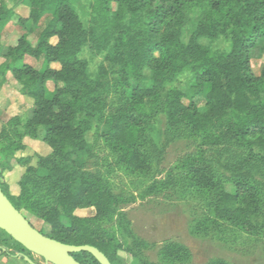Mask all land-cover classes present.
Here are the masks:
<instances>
[{
    "label": "rangeland",
    "instance_id": "rangeland-1",
    "mask_svg": "<svg viewBox=\"0 0 264 264\" xmlns=\"http://www.w3.org/2000/svg\"><path fill=\"white\" fill-rule=\"evenodd\" d=\"M2 1L12 9L13 15L1 32L0 66L6 60L7 50L22 35L34 46L44 25L41 22L33 27L29 23L23 28L18 21L29 15L25 0ZM73 4L82 31L75 67L85 80L79 89L84 110L78 113L84 132L77 151L69 149V157L57 165L70 167L78 175L98 178L109 188L116 209L110 218L102 221V226L117 246L115 264H168L162 248L171 242L186 247L190 253L189 261L175 264H208L216 259L228 264H264L262 195L261 216L255 220L261 231L248 235L234 226L213 222L206 198L189 187L186 175L187 161L199 159L210 166L213 179L226 191H231L232 181L236 179L246 180L264 191V150L237 146L210 130L195 131L186 122L173 125L160 107L147 119L145 138L140 143V150L150 162V171L147 175H131L115 165L110 148L100 137L109 110L119 104L130 81L129 71L149 75L143 64L148 45L175 44L178 57L165 70V89L185 90L190 72L183 67L188 62L195 58L217 59L227 52V37L222 33L226 27L218 25L235 4L215 10L204 0L187 3L181 15L171 21L170 33L164 39L157 38L142 25V12L131 16L124 5L112 3L104 11L99 0H73ZM22 63L39 70L42 59L36 61L25 55ZM250 67L258 76L264 67V54L253 52ZM177 68L180 72L172 76ZM5 79L0 84V185L28 222L37 231L49 235V229L30 210L51 200L48 181L45 189L35 188L45 180L41 161L50 158L51 151L42 142L41 131L32 135L25 129L33 100L20 95L22 86L9 72ZM46 88L52 92L54 84L47 82ZM254 100L264 112V82ZM195 101L199 108L203 107L202 98ZM239 116L229 112L224 121ZM28 169L34 174L29 175ZM73 215L90 219L94 210H78ZM14 242L0 230V253L8 251L16 257L18 246ZM24 256L29 261L41 260L33 254ZM81 259L92 264L86 256Z\"/></svg>",
    "mask_w": 264,
    "mask_h": 264
},
{
    "label": "trees",
    "instance_id": "trees-1",
    "mask_svg": "<svg viewBox=\"0 0 264 264\" xmlns=\"http://www.w3.org/2000/svg\"><path fill=\"white\" fill-rule=\"evenodd\" d=\"M99 1L104 11H108L110 4L114 3L124 5L131 16L142 12V25L157 38L164 39L170 33L171 21L181 15L187 3L196 0ZM204 1L215 10L223 5L235 4L218 25L226 27L222 33L227 37V52L217 59L191 60L183 67L190 72L185 90L175 87L165 89V70L178 57L176 46L170 42L152 43L146 47L143 60L149 75H138L130 70V81L119 98V104L109 110L100 137L110 148L115 165L128 174L147 175L150 171V162L140 150V143L145 138L147 119L160 107L173 125L186 122L195 131L210 130L232 140L237 146L264 150V112L254 100L264 82V67L258 76L250 67L253 52L264 54V0ZM25 2L29 15L19 19V25L23 28L29 23L33 27H38L41 22L44 25L37 34L34 46L22 35L16 45L7 50L4 55L6 60L0 66V84L5 83L8 72L21 84L20 95L33 100L25 129L32 135L41 131L42 142L51 151L50 158L41 161L45 180L35 186L45 189L48 186L45 181H48L51 200L47 205L33 207L30 211L49 229V235L40 232L44 236L64 245L93 247L110 264H115L117 246L102 226V221L110 218L116 209L109 188L98 178L78 175L70 167L57 165L69 157V149L77 151L84 132L78 113L84 110L79 89L85 80L75 67L82 31L73 0ZM12 15V9L0 0V37L3 26ZM25 55L36 61L42 59L41 68L36 70L23 64ZM180 70L177 68L172 76ZM47 82L54 84L52 92L47 90ZM198 98L203 99L202 108L197 106L195 99ZM229 112L240 116L224 121ZM187 163L189 187L206 198V207L213 222L234 226L248 235L260 233L261 228L255 220L261 216L260 195L264 199V191L243 179L232 181L231 191H226L215 182L212 169L204 161L189 159ZM28 171L29 175L34 174L32 169ZM0 188L19 211L18 205L1 185ZM87 209L94 210L90 219L73 215L78 210ZM191 232L194 233L193 230ZM14 243L18 246L17 253L31 254ZM0 255L13 256L8 251ZM82 256L88 257L92 264H98L85 251L72 254L78 263L85 264ZM162 256L168 264H175L189 261L190 253L186 247L171 242L163 246ZM208 264L228 263L216 259Z\"/></svg>",
    "mask_w": 264,
    "mask_h": 264
},
{
    "label": "water",
    "instance_id": "water-1",
    "mask_svg": "<svg viewBox=\"0 0 264 264\" xmlns=\"http://www.w3.org/2000/svg\"><path fill=\"white\" fill-rule=\"evenodd\" d=\"M0 230L22 246L27 252L42 259L44 264H80L72 257V254L82 251L89 253L98 264H110V262L93 247L64 245L41 234L14 208L3 194L1 188ZM15 255L23 258L26 262L28 261L34 264L20 253H15Z\"/></svg>",
    "mask_w": 264,
    "mask_h": 264
},
{
    "label": "crops",
    "instance_id": "crops-1",
    "mask_svg": "<svg viewBox=\"0 0 264 264\" xmlns=\"http://www.w3.org/2000/svg\"><path fill=\"white\" fill-rule=\"evenodd\" d=\"M16 257L14 255L10 256V257L0 255V264H31V263H27L24 259L22 260L21 257H18V256H16ZM30 261H32L34 264H39V262H40V261L36 260L35 258H32V260H30Z\"/></svg>",
    "mask_w": 264,
    "mask_h": 264
},
{
    "label": "built area",
    "instance_id": "built-area-1",
    "mask_svg": "<svg viewBox=\"0 0 264 264\" xmlns=\"http://www.w3.org/2000/svg\"><path fill=\"white\" fill-rule=\"evenodd\" d=\"M39 264H44L43 260H40Z\"/></svg>",
    "mask_w": 264,
    "mask_h": 264
}]
</instances>
